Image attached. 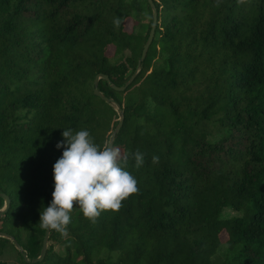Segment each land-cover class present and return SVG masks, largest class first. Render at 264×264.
I'll return each mask as SVG.
<instances>
[{"label": "trees", "instance_id": "1", "mask_svg": "<svg viewBox=\"0 0 264 264\" xmlns=\"http://www.w3.org/2000/svg\"><path fill=\"white\" fill-rule=\"evenodd\" d=\"M153 2L140 63L148 0H0V233L40 257L63 131L102 148L120 121L99 74L139 189L95 223L74 207L36 264H264V0ZM9 245L33 264L3 237L0 264Z\"/></svg>", "mask_w": 264, "mask_h": 264}, {"label": "clouds", "instance_id": "2", "mask_svg": "<svg viewBox=\"0 0 264 264\" xmlns=\"http://www.w3.org/2000/svg\"><path fill=\"white\" fill-rule=\"evenodd\" d=\"M114 24L119 27L120 20ZM57 148L63 154L54 164V191L50 205L40 212L39 227L67 236L71 212L79 207L83 216L95 223L102 212H118L123 201L139 189L135 177L127 171L128 157L109 141L101 148L89 131H63ZM135 168L144 164L139 150L134 154ZM158 162V157H153Z\"/></svg>", "mask_w": 264, "mask_h": 264}, {"label": "water", "instance_id": "3", "mask_svg": "<svg viewBox=\"0 0 264 264\" xmlns=\"http://www.w3.org/2000/svg\"><path fill=\"white\" fill-rule=\"evenodd\" d=\"M148 2L151 5L152 10H153V25H152V28H151V31H150V35H149L148 41H147V43H146V45L144 47L140 63H142L146 59V57L148 55L150 47H151V45H152V43L154 41V38H155L156 29H157V22H158V11H157V8H156L153 0H148ZM136 77H137V73L135 75H133L132 78L123 87L119 88V87H117L115 85H112V87L114 89L118 90V91H126L128 89V87H130L133 84V82L135 81ZM101 79H105L109 83L111 82L108 76L103 75V74L97 75V77L95 79V94L98 95L99 97H101L102 99H104L106 102L115 104L117 106V109H118L119 115H120L119 124H118L117 128L115 129V131H114V133H113V135L111 137V140H110V143H112L114 145L115 137H116V135L118 133H120V131L122 130L123 125H124V112L121 110V107L118 104H116L112 99L107 98L103 93L100 92L98 86H99V82H100ZM0 196L5 200V207L0 210V215H3L4 213H6L10 209V207H11V199L6 194H1ZM50 231L51 230H47L46 231L45 238H44V241H43L42 252H41L40 257L37 258V259H34L32 261L29 259L27 253L23 250L22 246L12 236H10L8 234H5V233H0V237L7 238V239L13 241L16 249L18 251H20V253H21V255H22V257H23V259H24V261L26 263L36 264V263L42 262L46 258V255H47V252H48V248H49Z\"/></svg>", "mask_w": 264, "mask_h": 264}, {"label": "rangeland", "instance_id": "4", "mask_svg": "<svg viewBox=\"0 0 264 264\" xmlns=\"http://www.w3.org/2000/svg\"><path fill=\"white\" fill-rule=\"evenodd\" d=\"M133 27V21L130 20L127 24V30L131 31ZM115 49L113 47H110L108 50V55L112 56L114 54ZM238 213L234 212V210L227 208L223 211L222 216L223 217H234L237 216ZM222 240L224 242H226L227 240V236L225 234H223L222 236ZM227 252V248L224 245L221 250L218 253V257H223L225 255V253ZM1 260L6 262V264H21L20 263V257L18 255V253L16 252V250L13 248V246L9 245L8 248H6L5 254L1 257Z\"/></svg>", "mask_w": 264, "mask_h": 264}]
</instances>
